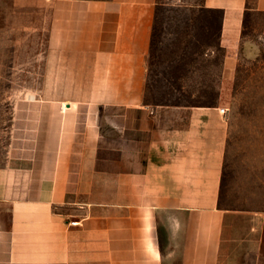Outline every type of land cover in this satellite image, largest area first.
<instances>
[{
	"label": "crops",
	"instance_id": "0c3cea01",
	"mask_svg": "<svg viewBox=\"0 0 264 264\" xmlns=\"http://www.w3.org/2000/svg\"><path fill=\"white\" fill-rule=\"evenodd\" d=\"M12 1L48 37L36 129L0 166V264H239L221 108L143 100L157 0ZM204 4L228 57L249 0Z\"/></svg>",
	"mask_w": 264,
	"mask_h": 264
},
{
	"label": "rangeland",
	"instance_id": "374dc122",
	"mask_svg": "<svg viewBox=\"0 0 264 264\" xmlns=\"http://www.w3.org/2000/svg\"><path fill=\"white\" fill-rule=\"evenodd\" d=\"M204 2L157 0L143 100L226 110L219 125V205L244 214L233 219L232 231L253 239L234 249V259L264 264V11L249 0L240 44L227 57L219 44L220 14ZM47 37L40 11L0 0V166L36 129ZM217 128L214 123V137ZM252 225L258 230L250 234Z\"/></svg>",
	"mask_w": 264,
	"mask_h": 264
},
{
	"label": "built area",
	"instance_id": "2783aa9c",
	"mask_svg": "<svg viewBox=\"0 0 264 264\" xmlns=\"http://www.w3.org/2000/svg\"><path fill=\"white\" fill-rule=\"evenodd\" d=\"M225 109L224 108H221V112L224 114L225 113Z\"/></svg>",
	"mask_w": 264,
	"mask_h": 264
}]
</instances>
